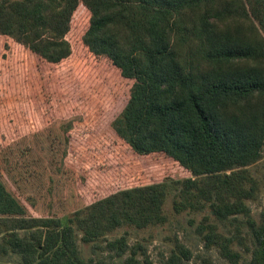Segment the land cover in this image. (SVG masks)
Wrapping results in <instances>:
<instances>
[{
	"label": "trees",
	"instance_id": "1",
	"mask_svg": "<svg viewBox=\"0 0 264 264\" xmlns=\"http://www.w3.org/2000/svg\"><path fill=\"white\" fill-rule=\"evenodd\" d=\"M20 1L0 0V12ZM85 1L91 13L82 44L132 82L110 121L112 132L136 159L167 157L189 176L119 187L57 217L31 215L35 202H21L0 174V254H17L23 264H109L80 256L79 231L83 243L100 248L104 240L116 257L130 251L123 264H152L145 248L137 247L140 259L125 236L106 235L124 225L165 223L164 204L179 186L176 213L207 209L236 228L222 236L205 216L199 231L206 246L237 258L232 245L245 241V229L251 264H264V210L257 222L245 202L253 195L248 166L264 146V0ZM71 52L61 37L39 56L57 64ZM55 124L69 139L72 119ZM181 256L189 258L190 251L176 241L163 264H184Z\"/></svg>",
	"mask_w": 264,
	"mask_h": 264
},
{
	"label": "rangeland",
	"instance_id": "2",
	"mask_svg": "<svg viewBox=\"0 0 264 264\" xmlns=\"http://www.w3.org/2000/svg\"><path fill=\"white\" fill-rule=\"evenodd\" d=\"M90 13L85 0H22L0 12V174L21 202H35L31 215L63 216L119 187L189 176L167 157L136 159L112 132L110 121L126 103L132 82L82 44ZM61 37L70 42L71 55L57 64L42 60L40 50ZM62 118L72 119L65 140L55 124ZM247 175L246 187L253 186V195L245 202L260 222L264 146ZM179 189L166 199L165 223L145 228L124 225L106 239L125 236L130 247L146 249L152 264H163L176 241L190 251L189 258L181 256L184 264H251L245 229L240 232L245 241L232 245L237 258L223 256L217 245H205L199 231L205 216L222 236L229 237L236 228L216 221L207 209L176 213L172 200L174 195L182 200ZM76 235L80 256L87 261L123 264L130 252L116 257L104 240L95 248L80 240L79 231ZM137 257L142 258L140 250ZM0 264L23 263L10 253L0 254Z\"/></svg>",
	"mask_w": 264,
	"mask_h": 264
}]
</instances>
